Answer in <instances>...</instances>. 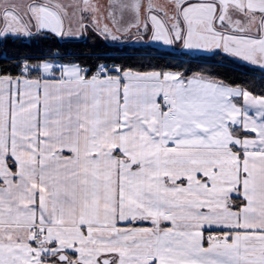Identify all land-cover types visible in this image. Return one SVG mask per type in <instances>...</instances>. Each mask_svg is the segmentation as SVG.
I'll return each mask as SVG.
<instances>
[{
	"label": "snow or ice",
	"instance_id": "obj_1",
	"mask_svg": "<svg viewBox=\"0 0 264 264\" xmlns=\"http://www.w3.org/2000/svg\"><path fill=\"white\" fill-rule=\"evenodd\" d=\"M199 3L176 0L180 15L174 30L164 19L171 14L158 0H0V109L6 103L11 118L15 105L24 107L23 93L47 89L54 113L50 134L77 145L71 166L63 165L66 182L53 186L60 195L93 190L103 181L75 169L117 158V199L123 193L160 217L134 225L155 228L142 237L151 245L149 264H264V167L253 177L240 174L256 186L248 189L251 200L235 197L240 200L232 207L239 213L237 224L207 225L199 236L194 226L183 223L180 205L163 203L176 199L166 190L175 185L164 177L161 186L152 175L157 171L153 160L177 148V141L194 142L202 134L196 125L207 126L205 119L214 115L207 106L222 102L223 96L255 129L248 131L249 139L264 135V33L258 30L239 43L227 32H206L189 13V6ZM209 64L236 76L201 67ZM155 89L160 91L153 99ZM262 147L256 143L252 150ZM167 157L176 158V152ZM202 176L197 173L198 179ZM237 188L243 189V183ZM245 216L249 226L243 224ZM0 264H21L4 234ZM127 264L139 261L131 256Z\"/></svg>",
	"mask_w": 264,
	"mask_h": 264
},
{
	"label": "crops",
	"instance_id": "obj_2",
	"mask_svg": "<svg viewBox=\"0 0 264 264\" xmlns=\"http://www.w3.org/2000/svg\"><path fill=\"white\" fill-rule=\"evenodd\" d=\"M199 4L190 5L189 13L206 32L217 36L227 32L239 43L247 42L244 38L257 35L258 30L264 33V0H243L240 13L244 18L248 14L247 20L231 21L242 31L234 30L233 26L218 28L215 25L218 7L203 8ZM159 91L153 90V99ZM22 99L24 107L15 105L11 118L6 103L0 109V191L6 194L0 197V234L12 241L21 264H127L131 256L139 264H149L151 245L142 237L155 228L133 224L160 217L143 204L124 199L123 193L117 199V158L103 164L93 161L86 170L75 169L81 176L103 181L93 190L76 196L58 194L53 186L66 182L63 165L71 166L77 145L50 134L54 113L49 110L51 98L47 89L37 94L33 88L23 93ZM207 107L214 115L205 119L206 127L196 125L202 134L194 142L179 140L177 148L167 149L163 157L151 162L157 169L152 175L161 186L164 177L175 185L166 190L176 199L164 201V205H180L183 223L194 226L197 236L199 229L207 225L237 224L239 213L232 211V207L240 200L235 197L251 200L248 189L256 186L254 179L241 180L240 174L248 172L253 177V173L264 167V147L260 151L252 150L256 143L264 145V135L256 141L249 139L248 131L255 129L242 122L240 110L234 108L232 100L223 96L222 102ZM192 143L197 147H180ZM127 147L124 145L122 150ZM169 152H176V158L169 159ZM135 160L133 157L132 162ZM141 163L143 167L144 162ZM108 164L110 167H105ZM97 169H103V173ZM198 172L203 173L199 179ZM182 179L187 183L181 184ZM81 183L90 186L88 182ZM241 183L244 188L238 189ZM250 223L245 216L243 224ZM61 257L64 261H60Z\"/></svg>",
	"mask_w": 264,
	"mask_h": 264
},
{
	"label": "rangeland",
	"instance_id": "obj_3",
	"mask_svg": "<svg viewBox=\"0 0 264 264\" xmlns=\"http://www.w3.org/2000/svg\"><path fill=\"white\" fill-rule=\"evenodd\" d=\"M158 2L162 6L166 7L171 14L164 17V19L166 18L168 20H165V22L169 24V26H171L174 30L178 28V9L174 7L176 0H158ZM199 5L203 8L218 7V13L216 16L218 18V22L215 23L218 28H228L233 26L234 30L242 31L241 28H238L236 24H232L231 21L235 18L237 21L247 20L246 15L248 16V14H245L244 18V15H241L240 13V10H243V0H201V4ZM232 11H235V14H233ZM239 13L240 15L238 16ZM245 13H247L246 10ZM251 18L252 20H255V17Z\"/></svg>",
	"mask_w": 264,
	"mask_h": 264
},
{
	"label": "trees",
	"instance_id": "obj_4",
	"mask_svg": "<svg viewBox=\"0 0 264 264\" xmlns=\"http://www.w3.org/2000/svg\"><path fill=\"white\" fill-rule=\"evenodd\" d=\"M201 67H205V68H212L214 71H216L217 73H219L220 75H226L229 76V78H235L236 74L232 73L230 71H228L226 68H224L221 65H203ZM136 223H134L133 225H135Z\"/></svg>",
	"mask_w": 264,
	"mask_h": 264
},
{
	"label": "water",
	"instance_id": "obj_5",
	"mask_svg": "<svg viewBox=\"0 0 264 264\" xmlns=\"http://www.w3.org/2000/svg\"><path fill=\"white\" fill-rule=\"evenodd\" d=\"M59 259H60V261H64L63 257H61V258H59Z\"/></svg>",
	"mask_w": 264,
	"mask_h": 264
}]
</instances>
